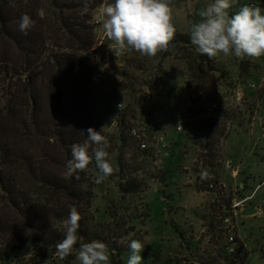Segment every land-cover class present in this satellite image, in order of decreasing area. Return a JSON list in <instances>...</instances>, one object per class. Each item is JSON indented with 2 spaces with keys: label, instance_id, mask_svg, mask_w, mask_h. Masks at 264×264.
<instances>
[{
  "label": "rangeland",
  "instance_id": "rangeland-1",
  "mask_svg": "<svg viewBox=\"0 0 264 264\" xmlns=\"http://www.w3.org/2000/svg\"><path fill=\"white\" fill-rule=\"evenodd\" d=\"M17 1L25 4L30 0ZM110 2L104 0L93 12V25ZM210 2L172 0L175 34L190 35L191 25L201 19L199 11ZM65 3L67 0H41L42 15L56 17ZM244 5L264 9V0H236L230 14ZM94 26L98 43L103 37L113 43L105 37L101 24ZM99 48L81 57L91 66L98 57L100 62H113L116 68L114 75L93 87L104 129L111 135L123 132L128 137L131 127L138 144L141 140L132 134L133 128L137 134H145L149 143H153L151 137L163 135L170 153L169 158L158 156L152 151L158 147L149 144L154 158H140L137 174L146 181L147 189L137 195H124L119 188L120 154L126 166L139 168L129 147L110 154L114 173L102 183H94L98 170L95 166L92 169L91 212L96 224L103 226L102 240L111 251L110 264H127L132 239L144 243L141 264H264V56L240 60L220 54L207 61L190 44L153 58L128 51L119 68L115 52L108 45ZM135 58L145 64L144 72L128 67ZM124 74L137 78V92L119 90L120 84H127ZM191 96L198 101L193 109ZM121 103L122 108H115ZM178 112L182 114V131L177 130ZM212 116L219 129L224 128V135L214 134L218 128L197 131L196 124ZM123 119L130 124L125 125ZM207 133L212 135L209 141ZM207 142L214 145L213 151L204 147ZM159 149L162 151V146ZM216 154L219 157L214 158ZM205 160L214 161V166ZM226 164L230 170H225ZM208 175L214 189L219 187L215 183L218 179L224 185V197L206 191ZM230 232L237 234L235 255L226 249ZM78 249L60 260L55 251L38 245L25 258L0 264H79L75 259Z\"/></svg>",
  "mask_w": 264,
  "mask_h": 264
},
{
  "label": "trees",
  "instance_id": "trees-1",
  "mask_svg": "<svg viewBox=\"0 0 264 264\" xmlns=\"http://www.w3.org/2000/svg\"><path fill=\"white\" fill-rule=\"evenodd\" d=\"M103 2L91 0L83 13V0H67L60 14L51 18L42 15L41 0L25 4L0 0V263L23 259L38 245L56 252V243L63 239L59 222L68 215L69 205H75L83 217L78 233L81 240L74 248L94 239L105 242L103 226L96 224L91 212L95 160L87 171L64 178L71 145L83 143L89 127L99 131L103 126L91 84L95 67L81 57L97 43L93 12ZM25 13L35 21L27 35L18 30L19 19ZM172 43L174 49L170 51L179 50L191 44L190 35L177 33ZM201 56L208 61L207 56ZM142 63L135 58L128 67L144 72ZM124 76L127 84H120L119 90L137 92V78ZM193 97L190 109L198 102ZM215 119H202V124H196L197 131L218 128L214 134L224 135V128L220 130ZM122 121L130 124L129 120ZM130 132L131 127L127 137L123 132L111 135L102 130L110 141V154L130 148L132 161L139 168L126 166L120 154L119 188L124 195H137L147 187L137 175L142 164L139 159L154 156L151 150H140ZM206 137L209 141L212 135L207 133ZM204 147L213 151L214 145L207 142ZM205 164L211 167L214 161L205 160ZM212 183L208 175L206 191L224 197L221 181L215 182L219 187L214 190L209 189ZM227 203L230 205L231 199Z\"/></svg>",
  "mask_w": 264,
  "mask_h": 264
},
{
  "label": "clouds",
  "instance_id": "clouds-1",
  "mask_svg": "<svg viewBox=\"0 0 264 264\" xmlns=\"http://www.w3.org/2000/svg\"><path fill=\"white\" fill-rule=\"evenodd\" d=\"M91 0H83V13L88 11ZM236 0H212L198 15L201 18L190 28L191 44L195 52L209 59L218 55L234 56L240 60L258 59L264 56V9L255 5H244L235 14L229 10ZM102 26L106 37L113 41L110 50L116 55L135 51L147 58L156 57L159 53L174 49L173 40L176 28L173 24L174 9L172 0H112L101 9ZM35 21L27 14H22L18 22V30L27 35L34 27ZM97 61L99 58H96ZM109 65L103 64L101 71ZM123 103L118 105L122 108ZM101 130L89 127L87 139L83 143L71 145V159L67 161L64 178L70 179L78 172H85L95 160L98 170L94 183L100 184L114 173L109 159L110 141ZM85 134L84 131H81ZM91 152V154H90ZM77 180L79 175H75ZM66 217L60 220L59 228L63 239L55 245L56 256L64 260L74 253V246L81 240L79 236L82 215L75 205H69ZM130 256L127 264H141V253L145 246L141 240L132 239L128 244ZM111 251L108 245L94 239L79 245L75 251V259L79 264H110Z\"/></svg>",
  "mask_w": 264,
  "mask_h": 264
},
{
  "label": "built area",
  "instance_id": "built-area-1",
  "mask_svg": "<svg viewBox=\"0 0 264 264\" xmlns=\"http://www.w3.org/2000/svg\"><path fill=\"white\" fill-rule=\"evenodd\" d=\"M100 19H96L94 21V25H97V28L99 27L100 23H99ZM100 37V36H99ZM106 37V36H105ZM104 39V37H103ZM101 40L99 43L97 42L95 47L84 53L85 56H88V54L93 51L95 52L96 50L100 49L99 47L103 46V45H108V48L110 45H112L114 47V44L113 43H110L109 41L106 42L104 40ZM102 53V52H101ZM128 52L122 54V55H116L115 53V60L118 61V66L119 68H121L123 66V63H119V61H121L120 59H123V57L127 54ZM107 63L109 65V68L107 70H104V71H101L100 68L103 64ZM93 64H94V67H95V70L93 72V75L91 77V84L92 86L94 87L95 85L99 84V83H102V81L108 77V76H112L114 75L115 71H116V68L114 67V63L111 62L109 60H106L105 62H100L99 60L97 61V59L94 58V61H93ZM122 104V103H121ZM118 105L119 104H116V107L117 109L118 108ZM179 116H181V112H178ZM152 126V125H150ZM154 129V128H153ZM183 129V120H182V116H181V119L179 120V122L177 123V130L178 131H182ZM132 134L137 137L138 139H140L141 141L139 142V146H140V150H151L150 149V145L153 144L154 146H157L158 147V150H152L154 153H158L157 155L158 156H164V157H168L169 156V151H168V144L164 141V136L163 135H160L158 138L157 136H154V137H151L153 138L154 140L153 143H149L146 138H145V134H137V129L136 128H133L132 129ZM143 135V136H142ZM145 135V136H144ZM156 135V134H155ZM150 144V145H149ZM162 146V151L159 149L161 148ZM157 149V148H156ZM225 169H231V166L228 164H226L225 166ZM215 187V184L212 183L210 185V189H214ZM259 211H261V209H259ZM233 232H230V234H232ZM235 233H233L232 235L228 236V239H227V242H228V246L226 247L227 249V252L230 254V255H235L236 253V246L237 245V241H236V235H234Z\"/></svg>",
  "mask_w": 264,
  "mask_h": 264
},
{
  "label": "crops",
  "instance_id": "crops-1",
  "mask_svg": "<svg viewBox=\"0 0 264 264\" xmlns=\"http://www.w3.org/2000/svg\"><path fill=\"white\" fill-rule=\"evenodd\" d=\"M154 130H155V131H158L156 128H154ZM157 133L160 134L159 131H158ZM167 158H169V157H167ZM224 165H225V164H224ZM224 167H225V166H224ZM237 168H238V167H237ZM237 168H236V169H237ZM225 170H226V169H225ZM244 209H245V208H244Z\"/></svg>",
  "mask_w": 264,
  "mask_h": 264
}]
</instances>
